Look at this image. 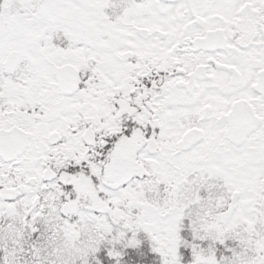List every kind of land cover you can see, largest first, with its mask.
<instances>
[{"label": "snow or ice", "instance_id": "obj_1", "mask_svg": "<svg viewBox=\"0 0 264 264\" xmlns=\"http://www.w3.org/2000/svg\"><path fill=\"white\" fill-rule=\"evenodd\" d=\"M0 264H264V0H0Z\"/></svg>", "mask_w": 264, "mask_h": 264}]
</instances>
